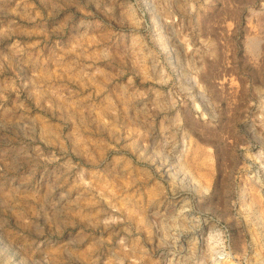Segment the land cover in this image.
Returning a JSON list of instances; mask_svg holds the SVG:
<instances>
[{
	"label": "rangeland",
	"instance_id": "374dc122",
	"mask_svg": "<svg viewBox=\"0 0 264 264\" xmlns=\"http://www.w3.org/2000/svg\"><path fill=\"white\" fill-rule=\"evenodd\" d=\"M0 264H264V0H0Z\"/></svg>",
	"mask_w": 264,
	"mask_h": 264
}]
</instances>
